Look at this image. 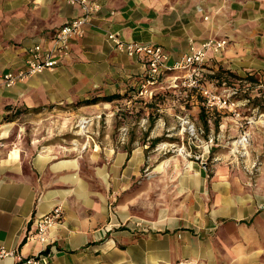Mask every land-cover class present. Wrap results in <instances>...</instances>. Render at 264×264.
Masks as SVG:
<instances>
[{"label": "crops", "instance_id": "crops-1", "mask_svg": "<svg viewBox=\"0 0 264 264\" xmlns=\"http://www.w3.org/2000/svg\"><path fill=\"white\" fill-rule=\"evenodd\" d=\"M93 1L102 6L96 27L72 40L70 55L53 71L0 87V249L24 258L40 253L35 221L61 205L64 219L48 235L53 264H264V188L250 195L246 179L235 177L216 182V193L206 196L200 168L191 187L184 180V209L158 210V203L128 194L144 163L138 145L129 151L131 135L108 133L102 144H89L96 137L67 134L62 140L55 132L71 131L79 116L95 123L100 110L115 108L119 101L102 100L114 95L131 113L168 92L199 109L194 91L170 89L168 80L154 87L153 99L138 98L146 59L119 53L110 33L163 47L170 64L191 43L227 40L220 53L209 54L200 79L226 71L264 82V0ZM79 14L65 0H0V77L23 68L31 48H49L56 31ZM170 98L150 138L159 136L160 127L174 128ZM94 99L99 102L85 104ZM0 264L20 262L5 257Z\"/></svg>", "mask_w": 264, "mask_h": 264}, {"label": "rangeland", "instance_id": "rangeland-1", "mask_svg": "<svg viewBox=\"0 0 264 264\" xmlns=\"http://www.w3.org/2000/svg\"><path fill=\"white\" fill-rule=\"evenodd\" d=\"M212 77L201 79V87L215 93L239 89L237 100L242 105L238 119L229 112L208 113L203 106V96L200 92L198 96L195 94L199 90H192L198 100L199 109L196 111L193 105L185 104L179 99L182 97L180 93H164L166 96H159L156 101L143 106V110L133 113L126 102L120 99L115 102L114 109L100 110L99 119L95 123L91 124L86 118L79 116L71 131L55 129V132L62 136V140H67L64 138L67 134L96 137L95 141L89 138L90 143H83L76 138L78 140L75 144L80 146L88 143L102 144V136L108 133L127 137L131 135V140L126 141L129 151L138 145L143 150L144 163L138 180L128 189V194L138 193L147 203H158V210L164 208L175 209V213L181 212L185 207V200L189 203V189L184 186V180L189 178L187 184L191 187L194 177L200 175V168L204 169L201 181L204 183L206 196L216 193V182H233L235 177H244L246 180L243 185L253 195L264 188V111L261 109L264 107V87L259 88L257 84H253L246 88L241 82L244 79L231 77L224 72L219 81ZM176 90L184 92L183 89ZM168 96L175 103L174 128L169 127V132H166L160 127L159 136L150 138L159 129L157 123L163 116L164 111H161L166 107ZM256 100L259 101V106L254 105ZM21 114L19 112L17 116ZM15 116L16 114L12 118ZM108 118L112 119L110 125L105 124ZM187 121L189 124H186ZM135 122L137 125H133ZM22 129L25 130L24 127ZM136 137L141 138L140 141L132 140ZM243 137L247 138V142L240 144ZM59 142L67 144L66 141ZM120 143L125 144L123 141ZM141 229L143 232L149 231L145 226H141Z\"/></svg>", "mask_w": 264, "mask_h": 264}, {"label": "built area", "instance_id": "built-area-1", "mask_svg": "<svg viewBox=\"0 0 264 264\" xmlns=\"http://www.w3.org/2000/svg\"><path fill=\"white\" fill-rule=\"evenodd\" d=\"M65 1L79 9V16L56 31L49 48L44 50L40 45L31 48L24 67L15 72L4 73L0 77V87L11 89L34 76L53 71L62 58H67L70 55L72 40L83 39L87 35L88 29L96 27L95 21L102 10L99 2L93 0ZM108 39L119 53L128 57L139 56L146 59V76L137 95L138 98L153 99L155 96L154 87L168 80L170 89L199 90L203 96V106L208 113L229 112L236 119L240 117L239 109L242 104L241 101L237 100L240 95L239 89L232 88L229 91L215 93L201 87V79L197 74L198 70L208 62L209 54L220 53L228 45L227 40L209 39L200 44L191 43L189 52L180 61L170 64V55L159 45L126 42L114 33H110ZM174 72H184V74L177 76L173 75ZM241 82L245 84L246 88H250L253 84H257L259 88L264 87L262 81L252 83L248 79H244ZM186 124H189V121ZM245 142H247V138L243 137L240 144ZM63 219L64 207L58 205L51 212L35 221L36 231L33 237L44 246L40 253L24 258L15 251H7L2 248L0 249V260L5 257H13L20 264H53L48 252L51 245L48 235Z\"/></svg>", "mask_w": 264, "mask_h": 264}, {"label": "trees", "instance_id": "trees-1", "mask_svg": "<svg viewBox=\"0 0 264 264\" xmlns=\"http://www.w3.org/2000/svg\"><path fill=\"white\" fill-rule=\"evenodd\" d=\"M220 72H221V71H220ZM223 72L226 73L227 75H230L231 77H236L234 74H232V73H230V72H226V71H223ZM221 73H222V72H221ZM221 78H222V75H221V74H219L217 77H214V79H216L217 81H219ZM250 81H251L252 83H257V82H258V79L252 77V78H250ZM219 84H220V83H219ZM122 98H123V97L120 96V95H114V96H112V97H105V98H103L102 100H103V102H104V101L120 100V99H122ZM98 100H99V99H94V100H91V101L85 102V104H88V105L96 104L97 102H99ZM143 102H144V101H143ZM258 102H259V101L256 100V103H254V105H255V106H259V103H258ZM261 109L264 111V107L261 108ZM200 117L203 118V115H201ZM205 124L207 125V123H205Z\"/></svg>", "mask_w": 264, "mask_h": 264}, {"label": "bare ground", "instance_id": "bare-ground-1", "mask_svg": "<svg viewBox=\"0 0 264 264\" xmlns=\"http://www.w3.org/2000/svg\"><path fill=\"white\" fill-rule=\"evenodd\" d=\"M264 123V122H263Z\"/></svg>", "mask_w": 264, "mask_h": 264}]
</instances>
